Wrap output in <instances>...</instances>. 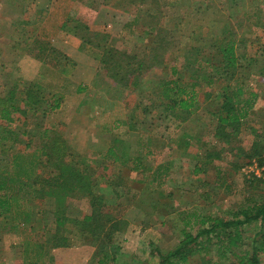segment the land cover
Listing matches in <instances>:
<instances>
[{"label":"rangeland","instance_id":"1","mask_svg":"<svg viewBox=\"0 0 264 264\" xmlns=\"http://www.w3.org/2000/svg\"><path fill=\"white\" fill-rule=\"evenodd\" d=\"M118 1L19 0L20 6H14V4L8 6L7 3L15 1L2 0L0 5L3 3L5 5L0 6V49L2 53H0V59L5 63L15 61L16 49L12 52L11 45L6 43L7 47L2 51L1 42L4 41L2 38L5 33L8 35L5 39L6 42L9 38L12 40L16 38L17 34H20H16L12 30H16L19 18L24 17H26L25 20H28L22 22V25H25V35H28L27 32L39 34L40 40L43 42H51L55 38L56 40H68L70 43L79 44L80 47L79 36L65 32L61 27L67 18L74 17L89 26L91 35L93 32H104L108 35V42L111 40L113 46L134 53L139 59L148 62V56L151 54L149 45L154 39L155 31L145 29V25L142 24L144 19L138 21V16L140 14L145 16L144 13L150 7L152 0H145L140 8L133 6L130 10L116 7V3H125L121 0ZM239 1L244 5L247 3L252 6H264V0H158L161 21L156 23L166 29L168 32L166 37L170 41V49H167L164 55V65L148 69L144 73L141 86L131 93L122 88L121 90L116 89L113 80L103 69L97 73L95 78L91 70H87L88 74H85L87 71H84L82 81H79L84 88L85 100L81 102L80 108L73 118L68 116V120L70 119L71 122L68 125L57 123L53 119H58V115L51 116V112L44 120L50 124H52L51 122L56 124L54 128L60 130L69 145L70 159L81 166H87L88 172L97 180L98 187L96 186L95 190L103 194L108 205L117 206L121 217L129 221L128 228L131 230V234H127L129 237H124L123 232L116 233L113 236V242L107 246L114 256V264H156L158 257L150 254L149 242H153L163 251L173 248L181 239L180 219L189 211L208 213L227 219L231 218L239 208L250 204L252 200L261 201L264 199V183L257 180L264 177L262 173L264 167L260 166L256 160H242L238 167H234L233 155L227 149H223L222 144L217 143L212 136L213 124L209 120L207 111L214 109L218 104L217 98L199 105L200 110L197 111V114L200 119L194 116L183 124H179L173 118L158 117L157 108L154 107L158 102L152 105L147 112H144L141 104L138 105L141 102L144 104L150 102L149 98L152 97L151 78L165 77L168 75L171 65L183 68L187 50L198 45L207 47L213 40H216L214 34H219L222 26L230 21L224 14L231 13V16H237ZM5 8L8 9L7 11H13L12 14L8 15ZM21 9L24 10V13L21 12ZM10 16L12 17L10 18ZM248 17L252 23L257 20L259 22L258 25L253 26L252 30L248 28V31L242 30L238 26L240 23L238 20L235 21L236 17L231 20L232 23L235 21L231 26L237 33L238 52L246 54V58L240 62L238 69V73L245 76L247 80L248 87L245 96L250 94L248 92L250 90H253L256 95L254 112L244 121L240 134V144L245 150H248L252 143V132H259L264 141V29H261L264 28V14L255 15L254 13ZM228 25L230 26V24ZM9 27L11 30L8 29ZM66 36L68 39L64 38ZM250 39H256L255 44L249 46ZM83 47H85V52L82 51L83 54L97 60L98 63L101 51L92 45ZM255 50L258 54L256 59L252 58ZM60 55L62 54L60 53ZM250 58L253 61L249 60ZM248 61L251 62V65L248 64ZM7 66L2 69L0 62V72L1 70H10L12 67L11 64H7ZM69 68H74V66L70 64ZM28 69L32 71L31 66H28ZM46 79L48 80L45 81ZM64 81L63 77L56 74L45 77L41 82L43 87H59ZM79 81L73 79L74 86ZM207 88L209 87L203 85L198 90L201 102L203 92ZM215 88L217 86L211 89L215 90ZM47 95L49 96V94ZM76 102L77 100H74V103ZM131 116L136 120L133 123L135 126L132 127L128 125ZM116 120L120 123L117 124ZM130 121L132 122L131 119ZM77 134L81 135V142L78 145L84 149L82 153L79 152L75 144L68 142V140H74ZM72 136L73 139H71ZM149 136L152 137V140ZM114 137L124 140L127 145H130V154L138 155L141 158L142 168L147 170L145 174L137 173L134 177L129 178L127 172L131 170V163L121 167L111 159H107L106 155L103 156V151H106ZM143 138L146 140L145 142ZM173 138L176 143H173L175 146L170 147ZM184 138L190 142L186 149L183 146ZM137 142L141 147H137ZM206 149L219 150L220 157L206 161L204 157ZM147 151H151L150 154ZM197 163L205 164L201 166L202 169L199 173L194 172ZM6 164L4 161V165ZM165 164L169 166L171 174L160 189L165 193L172 191L173 196L168 197L166 194L159 196L161 206L158 210L145 211L146 207L141 209V207L135 206L134 201L138 197L134 194H138L141 187L144 186L138 182L145 177L149 178L148 170H155L158 166H165ZM20 172L24 178L27 175L33 178L39 170H20ZM101 172L107 174L109 178L114 174L124 176L126 184L117 188V196L113 192V188L108 185V179L99 175ZM45 200L47 205H52L53 201L50 198ZM19 201L18 204H22L24 199ZM69 201L81 204L82 212L86 211V208L89 210L87 198L69 199ZM146 202L149 201L146 200ZM18 208L23 211L21 207ZM242 228L244 243L236 251L237 253H243L246 250L251 252L250 240L257 228L254 224L245 225ZM90 245H92L93 254L91 253L92 256L90 255L88 262L84 264H95V253L100 252L102 247L107 249L101 243L97 245L98 247L95 244ZM18 252L19 248L8 249V262L2 261L1 263L21 264L16 261V257L19 256ZM216 255V249L213 247L210 254L213 261L217 260ZM259 261L260 264H264V252L259 253ZM67 263L76 264L77 260L75 257H71ZM191 264H200L197 255L191 259ZM225 264H237V261L235 258H231Z\"/></svg>","mask_w":264,"mask_h":264},{"label":"trees","instance_id":"2","mask_svg":"<svg viewBox=\"0 0 264 264\" xmlns=\"http://www.w3.org/2000/svg\"><path fill=\"white\" fill-rule=\"evenodd\" d=\"M14 1L13 3L18 1L19 6L21 5L19 0ZM121 1L125 3H116L115 6L125 10H130L133 6L140 8L145 3V0ZM157 1L152 0L150 7L144 13L145 16L141 14L138 16V21L144 19L142 24L145 25V29L155 31L154 39L149 45L151 54L148 56V62L139 59L134 53L113 46L111 40L108 42V35L104 32H93L91 35L89 26L78 18H67L61 27L65 32L79 36L81 47L92 45L98 48L101 55L97 73L103 69L113 80L116 89L122 88L131 93L141 86L144 73L148 69L164 65L165 52L170 49V41L166 37L168 32L156 23L161 21V10ZM24 21L28 20L23 19L22 22ZM20 28L18 26V29ZM143 33L145 34V31ZM214 39L216 40L207 47L198 45L187 50L183 68L171 65L165 77L151 78L152 97L149 98V104L143 105L144 112L158 102L154 105L157 108L158 117L173 118L179 124H183L194 116L200 119L197 114L200 110L199 105L217 98L218 104L214 109L207 111L209 120L213 124L214 140L233 155L234 167H238L242 160H256L260 166L264 167V141L259 132H252L253 140L248 150L240 144L242 126L246 118L253 114L256 98L253 90L248 91L250 94L245 96L247 80L245 76L238 73L240 62L246 58V54L238 52L237 33L231 25H223L219 34H214ZM249 60L253 61L251 58ZM248 64L251 65V62L248 61ZM21 84L23 87L19 88ZM203 85L209 88L204 90L201 102L198 90ZM214 86L217 88L212 90ZM60 104V96L55 94L48 96L45 87L33 81H14L0 98V119L7 123V128L1 131L2 137L14 138L12 146L15 142L26 145L20 134L25 136L32 133L40 140L39 159L36 163L39 172L35 173L32 179L22 180L20 170L14 171L19 165H26V157L21 158L17 155L0 157L3 160L0 161V217L10 216L16 209V212L24 219L29 218L34 211L30 213L31 206L27 207V205L23 211L19 210L16 206L20 199L23 198L24 202H43L46 198H50L53 201V215L56 218L55 233L48 239L51 247L70 245L71 240L64 236L67 232L65 223L69 221L77 229L78 235L87 239L85 241L89 244L97 246L101 243L107 247L113 242V236L116 233L128 229L129 221L121 217L117 206L108 205L103 194L95 190L98 183L88 172L87 166H81L70 159L69 145L60 130L43 128L47 115L59 108ZM16 120L20 123L13 126ZM149 138L152 140L151 136ZM171 142L170 147L175 146V139ZM189 143L187 138H184L185 149ZM139 146L137 142V147ZM146 146L149 147L147 144ZM106 152L107 159H111L121 167L131 163L132 170L129 171L132 174L129 178L137 173L145 174L147 171L141 170L143 169L141 158L134 154L131 156L130 145L121 138L114 137ZM147 152L150 154L151 151ZM204 157L206 161L219 158V150L206 149ZM199 165L197 163L194 172L199 173L201 166L205 164ZM102 171L105 172V170ZM148 171L149 178L142 179L144 186L138 194H134L138 197L134 205L141 209L146 207L145 211L149 209L154 211L161 206L159 196L162 194L168 197L173 196L172 191L165 193L160 189L171 172L167 164ZM262 173L264 175V170ZM99 175L108 179L107 183L113 188L116 196L117 188L126 184L122 174H114L110 176L111 178L102 172ZM257 180L264 183V177ZM81 198L88 199L89 214L81 220H69V199ZM36 206L34 204V208ZM36 213L41 214L39 210ZM42 215H46L45 212ZM180 223L182 225L181 239L173 248L163 251L153 242H149L150 254L158 257L156 264H191V259L196 255L199 257L200 264H225L231 258H235L237 264H260L259 253L264 252V199L252 200L250 204L234 212L231 218L225 219L208 213L189 211L180 219ZM252 224L257 230L250 240L251 252L246 250L243 253H237L236 249L244 243L242 227ZM213 247L217 254L215 261L210 256ZM95 259L96 264H114V256L109 252L108 247L107 249L102 247L100 252H96ZM36 264L39 263L36 262Z\"/></svg>","mask_w":264,"mask_h":264},{"label":"crops","instance_id":"3","mask_svg":"<svg viewBox=\"0 0 264 264\" xmlns=\"http://www.w3.org/2000/svg\"><path fill=\"white\" fill-rule=\"evenodd\" d=\"M9 4L10 6H13V4L14 6H18L20 3H18L17 1V3H11V2L7 3L8 6ZM238 4L240 6L237 7L238 9L237 16L235 15L231 16V13L224 14V16L230 20L229 22H227V24L232 25L236 20H238L240 23V25L238 26H240L242 30L248 31V28L252 30L253 26L258 25L259 22L257 20L255 23H252L249 20L248 16L253 15L254 13L255 15L264 14V6H258V5L252 6L247 3H245L244 5L243 2L241 1H239ZM1 5L4 6L5 4L3 3ZM5 9L8 15L12 14L13 11L11 10L7 11L8 9L7 8ZM240 9L241 11H239ZM22 11L24 13L23 9H21V12ZM11 17L12 16H10V18ZM234 17H236V19ZM23 19L25 20L26 17L19 18L18 20L19 23L16 26V30H12L16 34L20 33L17 34L16 38H13L12 40H10L9 38L6 42L5 39L8 35L6 33L3 34L5 36L2 38V40L4 41L1 42L2 43L1 46L3 47L2 51H4V49L7 47V44H10L11 45L10 48L12 52L13 50L16 49L17 53L15 54L16 56L15 61L11 63H5L4 61H2V59H0L2 69L7 68L8 67L7 64H11L12 66L10 70L5 69L7 71L1 70L0 72V98L4 96L6 90L10 88V86L14 81H20V82L33 81L42 84L41 81L45 77H49L50 75L57 74L65 79L63 84H60L59 87L44 86L47 94L49 95L55 94L61 97V104L59 108L52 111L50 115L51 116L58 115L59 118L53 120H55L57 123L61 122L64 125H68L71 122L70 119L68 120V116L69 117L72 116L73 118V116L77 114L81 102L85 100L84 88H82V84H80V81H82L83 78V72L87 70H91L92 75L95 78V76L97 75V68H98L97 60H94L90 56L83 54L82 51L85 52V47H81V45L79 47V44L70 43L68 40H61V39L56 40L55 38L51 42L48 41L43 42L40 40L39 34L28 33L26 31L28 35H25L24 33L25 25H22ZM232 19H235L233 23L231 22ZM11 21L13 22L14 20ZM18 26L21 28L18 29ZM36 28H38L37 25ZM8 29L11 30V27H9ZM215 30L217 31L216 27ZM64 38H67V36ZM255 42L256 39H250V41L248 42L249 46L253 45V43L255 44ZM30 52H32V54H30ZM60 53L62 55H60ZM257 55H258L257 51L255 50L252 58L256 59ZM61 56H63V58H61ZM70 64L73 65L74 68H69ZM28 66H31L32 71L28 69ZM88 73L89 72L87 71L85 74ZM73 79L77 81L80 80L76 86H74L73 84ZM47 80L48 79H46L45 81ZM22 87L23 86L21 84L19 88ZM74 100H77V102L74 103ZM71 101L73 102L71 103ZM140 104H141V108H143L144 103L143 102L138 103L139 106ZM130 119L132 120V122L130 121ZM130 119L128 120V125L135 126L133 125L134 121H136L134 120V117L131 116ZM116 121L117 124L120 123L118 122V120ZM14 123L12 125L17 126L19 125L20 122L16 120ZM51 123L52 124H50V122H48L47 120L44 121L43 128H46L48 130L54 128L56 124H54L53 122ZM31 126L32 124L30 125V127ZM6 128H7V123L2 119H0V157H5L7 155L10 156L17 155L20 156L21 158L26 157L27 158L26 165L24 164L19 165V167L14 170H39L37 166L38 164H36L38 162L39 159L38 156L40 153L38 148L39 146L38 143L40 142V140L38 139V136L32 133L29 135L26 134L25 136L20 134L19 136H21L22 140L24 141V143H26V145L15 142L14 146H12L11 144L14 142V138H12L11 136L2 137L1 135V131ZM71 139H73V136ZM68 142L75 144L79 152L81 151L82 153V150H84L81 146L78 145L81 142L80 134H77L74 140L72 141L68 140ZM20 145H22L23 147L22 148L19 147ZM106 151H103V156L106 155L107 153ZM73 152L76 153L74 150ZM130 155L132 156V154ZM0 161L2 160L0 159ZM117 166L119 165L117 164ZM131 174L132 173L130 171L127 172V175L129 177H131ZM28 178H30L29 175H27V177L25 178L21 176V179L25 181ZM141 181L142 180H140L138 183L143 184ZM81 199H85V198H81ZM45 201L46 200H44L43 202L26 201V202H21L22 204H18V207H21V209L25 208L26 207L25 205H27V207L31 206L30 213L32 211L34 212H32L29 218L24 219V217L20 216V214L16 212V209L13 210L10 216H7L5 218L0 217V263L2 261H5L6 263L8 262V254H7L8 249H18V248H19V252H18L19 256L16 257V261L20 262L21 264H31V263L36 264V262L39 264H69L67 263V261L71 257L76 258L77 260L76 264H84L88 262L89 256L90 255L92 256L93 254L92 245H90L89 242L85 241L87 239L78 235L77 229L73 226L71 221L65 223L66 224L65 228L67 232L64 234V236L68 237V240H71L70 245L64 247H55V248L50 246V244L48 243V239H50L51 235L55 233L56 218L53 215V211H54L53 203L51 206H49L46 204ZM34 204L37 205L36 208H34ZM80 207L81 204H78L77 202H70V201L68 202V211L70 214L68 215L69 220L72 219L81 220L85 215L89 214L90 208L89 210H87L86 208V211L82 212ZM37 210H39L41 214L36 213ZM44 212L46 215H42V213ZM130 231L131 230L128 228L126 231L123 232V236L129 237L127 234H131ZM6 242H8V244H6ZM37 258L40 259L37 260Z\"/></svg>","mask_w":264,"mask_h":264}]
</instances>
